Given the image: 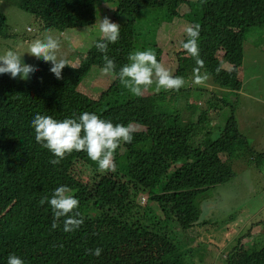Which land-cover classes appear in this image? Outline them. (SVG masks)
Segmentation results:
<instances>
[{
  "label": "trees",
  "instance_id": "obj_1",
  "mask_svg": "<svg viewBox=\"0 0 264 264\" xmlns=\"http://www.w3.org/2000/svg\"><path fill=\"white\" fill-rule=\"evenodd\" d=\"M8 1L32 15L39 31L61 33L90 27L95 22L96 8L105 1L114 3L111 18L120 25L119 39L109 44L107 55L114 60L118 72L134 51L151 49L160 54L156 32L164 22L169 24L180 16L173 5L184 0ZM187 3L189 7L193 4V10L190 8L182 17L201 26V73L208 74L204 83L221 88L219 97L209 94L206 108L198 104L200 109H196L194 103H189L186 93L192 86H183L178 92H156L151 87L142 97H135L115 75H110L113 79L99 97L91 99L79 86L93 67L100 71L89 78L101 72L104 54L95 47L99 38L78 68L65 66L62 79H56L49 70L51 64L43 60L36 64L39 70L30 81L0 75V264H7L11 254L22 258L24 264H185L180 247L167 243L154 217L136 207L137 197L151 193L158 208L175 217L185 229L197 216L195 198L205 189L234 178L232 160L249 150L234 115L237 100L229 103L230 115L214 140L205 125L214 122L208 120L210 113L217 114L227 105V95L239 94L242 77L246 76L245 42L250 31L264 28V0ZM151 9L157 10L158 18L143 25L142 13ZM6 28V17L0 13V38ZM56 31L53 32L58 34ZM186 39L183 37L182 42ZM175 57L177 68L173 75L184 79L193 75L195 61L181 45ZM218 67L221 71L217 74ZM83 112L95 113L113 124L132 123L145 128L133 134L131 143L122 142L117 148L114 172H98L97 164L83 151H74L52 165L53 154L36 143L31 126L35 115L62 120ZM196 112L200 114L194 122ZM190 127L196 128L199 138L203 137L200 144L193 141L196 135ZM165 161L180 167L159 189L168 169ZM61 185L68 186L79 201L83 223L74 232L63 231V220L52 229L51 208L47 202L39 203ZM146 240L150 247L159 242L163 245L159 260L148 259L142 253L131 260L122 255L134 241ZM238 243L239 260L232 264H264V247L252 252L243 248L241 240ZM96 248L103 250L98 257L87 251Z\"/></svg>",
  "mask_w": 264,
  "mask_h": 264
},
{
  "label": "rangeland",
  "instance_id": "obj_2",
  "mask_svg": "<svg viewBox=\"0 0 264 264\" xmlns=\"http://www.w3.org/2000/svg\"><path fill=\"white\" fill-rule=\"evenodd\" d=\"M188 1L191 0L173 5V9L178 11L180 16L175 17L170 24H162L157 33L156 41L162 51L160 63L171 73L176 69V48L186 36L185 28L192 24L182 17L183 14L193 10V4L189 7ZM114 9V3L105 1L96 8L95 22L90 27L67 30L64 33L56 30L41 32L38 22L32 15L19 9L16 3L0 0V13L5 15L7 24L0 38V55L11 49L22 56L24 63L36 66L42 60H37L27 53L29 45L36 39H44L51 35L61 42L58 55L78 66L94 41L100 37V20L107 17L114 22L111 18ZM157 18V10H146L142 13V24H150ZM255 45L260 46V49ZM170 49L171 52L167 54ZM243 63L246 76L242 77L243 84L239 94L227 95L226 99L224 98L227 105L217 114L210 113L208 120L213 119L214 122L205 126L211 131V139L214 140L230 115L229 103L237 100L234 115L240 133L252 150L240 158L233 159L234 178L225 184L214 186L196 198L195 201L201 208L199 220L205 222L200 225L203 238L196 242L189 231L185 232L178 227L172 216L166 221H160L153 213H149L154 217L156 227L167 233L172 242L180 247L185 264H226V256L230 259L236 256L233 248L237 246L239 238L245 236L250 229L252 232L262 230L260 237L252 238L250 244L255 241V249H259L264 244V28L249 32V38L244 46ZM97 71L100 69L93 67L79 86L80 91L93 99H97L113 79L112 76H106L102 72L92 76L93 79L89 78ZM193 79V75L184 79V87H193L186 93L188 101L194 103L196 109H200L197 107L198 104L206 108L205 103L209 94L219 97L221 88L211 86L209 83L197 85L193 83ZM152 87L155 89L154 85ZM195 114L196 119H192L194 122L197 121L200 113ZM133 125L136 128L135 132L145 129L140 125ZM201 138H193V141L198 145ZM223 159H226L225 155ZM136 207L143 211V204H136ZM252 224H256L254 226L257 228L252 229ZM209 237H212L211 244L206 243L205 240ZM143 244L149 245V241L140 243ZM124 252L127 260L131 253L141 255L138 247L128 248Z\"/></svg>",
  "mask_w": 264,
  "mask_h": 264
},
{
  "label": "clouds",
  "instance_id": "obj_3",
  "mask_svg": "<svg viewBox=\"0 0 264 264\" xmlns=\"http://www.w3.org/2000/svg\"><path fill=\"white\" fill-rule=\"evenodd\" d=\"M200 28L201 26L198 23L187 26L185 28L187 39L183 42L181 40L179 44L181 45V49L195 61L196 66L193 68V83L197 85L203 84L208 79V74L206 72L203 74L201 73V69L204 68V61L200 58V49L198 44ZM119 30L120 25L110 21L109 18L105 17L100 20V37H98L99 40L96 42L95 47L99 52L104 54L102 57L104 62L103 67L101 68L102 74L106 76L115 75V77L118 78L119 83L135 97H142L145 92L153 85L155 86L156 92H160L161 90L178 92L184 86V78L173 75L176 69L171 73L169 69L160 63L162 51L159 48L157 41V49L159 50L160 54H157L151 49L144 51H134L128 55V63L124 64L117 72L116 64L114 60L107 55V52L109 44H115L118 41ZM158 30L156 32V38ZM175 46L176 45H173V47ZM60 49V40L48 35L44 39H36L32 41L29 45L27 53L35 57L37 60H43L45 63H50V72L54 74L56 79L59 80L63 78L62 70L65 68V66H70L73 69L78 68L75 64L70 63L65 57L58 55ZM171 49L167 54L171 52ZM156 56L158 57L159 62L157 61ZM38 70L39 69L37 67L24 63L22 56L11 49L7 50L3 55H0V75L8 74L12 79L19 78L20 80L27 81ZM220 71L221 69L218 67L216 69L217 74ZM183 120L184 118H182V121ZM31 126L35 132L36 143H38L42 148L47 149L55 157L54 159L50 160L52 165L59 164L61 160L66 158V156L71 155L74 151H83L87 154L88 158L92 162L97 164V171L101 174H105L109 171L114 172L116 170L114 154L117 148L122 142L131 143L134 138L133 134L136 131V128L132 123H128L127 125L113 124L109 120L101 119L95 113L88 112H83L75 118H64L62 120H57L52 116L37 114L31 121ZM193 132L196 135L195 138L200 137V135L196 133V128L191 130L192 134ZM244 146L245 145L240 146L241 150ZM248 148L249 150L243 153L242 156L246 155L252 150L249 145ZM227 159H229L228 156ZM165 164L168 166V169L164 174L163 179L158 184L159 189H161V187L166 184L169 176L180 167V164H178V166H169L167 161H165ZM213 187L205 189L198 196H200L203 192L209 191V189ZM70 192L71 190L68 186L61 185L54 189L50 198L43 197L39 201L40 205H43L47 202L51 208L53 214V222L51 226L52 229L59 227L61 220H63V231L66 233L76 231L83 223V217L78 210L79 201L73 195H71ZM151 197L152 194L149 192L140 194L137 197L138 199L136 204H143V211L147 213H153L156 218L160 219V221H166L172 216L171 214L167 216L162 210H160L158 208L159 204ZM201 202H203V200ZM195 204L197 209L196 219L193 220L185 229H182L178 223L177 225L181 230L185 232L189 231L190 236L192 238L195 237L196 242H198L203 238L202 228L200 225L205 224V222L199 220L201 211L200 204H197L196 201ZM173 218L177 222V219L175 217ZM252 225V229L257 228V226H254L256 224ZM162 233L165 235L167 243H173L167 233L164 231H162ZM261 234V229L254 232H252L250 229L248 233L245 234V236L239 238L238 242L241 240V244L245 249H252V252L258 251L264 247V244L259 249H255V241L251 244L250 241L252 238H259ZM205 240L206 243L211 244L210 242L212 241V237H209V239ZM239 244L240 243H238L237 246L233 248V251L236 253V256L233 259H230L228 256H226V264H232L233 262H237L239 260V252L236 249ZM150 245V242L149 245H140V243L134 241L132 245L129 246V248L138 247L142 254H146L148 259L151 257H156V260H159L163 256V245H161L160 242L156 247H150ZM87 251L89 254L98 257L101 255L103 250L101 248H96L89 249ZM122 255L127 258L125 252H123ZM133 256L134 254L131 253L129 259L131 260ZM7 264H24V261L19 256L11 254L8 257Z\"/></svg>",
  "mask_w": 264,
  "mask_h": 264
}]
</instances>
